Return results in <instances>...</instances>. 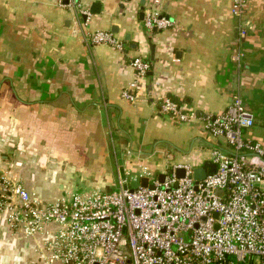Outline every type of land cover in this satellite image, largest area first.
Listing matches in <instances>:
<instances>
[{"label": "crops", "instance_id": "0c3cea01", "mask_svg": "<svg viewBox=\"0 0 264 264\" xmlns=\"http://www.w3.org/2000/svg\"><path fill=\"white\" fill-rule=\"evenodd\" d=\"M81 1L90 10L92 0ZM100 1L85 19L71 0H0V175L47 200L75 188L111 189L120 178L137 187L144 176L150 181L145 171L159 170V142L175 129L193 142L175 163L201 165L211 160L202 150L232 152L222 137L204 135L203 116L222 113L235 93L254 116L243 137L264 148V0H245L241 36L231 0H146L145 10L170 21L153 29L140 19L138 0ZM100 29L114 32L123 47L85 40ZM127 33L137 48L124 45ZM135 55L150 60L152 73L143 79L131 64ZM161 95L197 117L175 127L157 105ZM39 241L41 234L11 236L0 215V264H33Z\"/></svg>", "mask_w": 264, "mask_h": 264}, {"label": "built area", "instance_id": "2783aa9c", "mask_svg": "<svg viewBox=\"0 0 264 264\" xmlns=\"http://www.w3.org/2000/svg\"><path fill=\"white\" fill-rule=\"evenodd\" d=\"M76 13L90 15L81 0H71ZM245 0H231V12L239 19L237 32L245 28ZM149 29L167 26L169 19L156 10H145ZM87 42H103L122 48V40L107 29L84 35ZM239 50L234 58L239 59ZM138 79L146 76L145 56L131 59ZM129 100L135 93L122 90ZM161 112L177 121H190L198 113L176 99L156 97ZM204 128L220 136L232 148L211 149L215 169L193 177V166L174 163L164 173L145 171L153 187H130L119 179L116 190H72L55 200H44L15 177L0 175V215L17 238L41 234L36 246L44 264H264V148L243 137L254 124L253 113L239 93L233 94L219 114L203 116ZM251 150L256 160L243 153ZM183 167L184 174L176 175Z\"/></svg>", "mask_w": 264, "mask_h": 264}, {"label": "rangeland", "instance_id": "374dc122", "mask_svg": "<svg viewBox=\"0 0 264 264\" xmlns=\"http://www.w3.org/2000/svg\"><path fill=\"white\" fill-rule=\"evenodd\" d=\"M166 116L169 117L170 115L166 114ZM184 123H187V122L186 121H177V122H174L173 125L175 127H179L180 125H183ZM206 134H207V132L204 133V135H206ZM191 138L192 137H190V135L185 130L175 129V130H169L168 131V137L165 138L166 141L159 142L161 144L159 145L160 150L158 151L157 156H156V157H158V167H159V170L157 171V173L170 170L172 165L176 161L179 162L178 157H181V156L189 153L188 149L190 148V145L193 143V142L190 143V141L192 140ZM196 145H197V142L195 144H193L194 147ZM203 146H204V148H209L208 146H205L204 142H203ZM194 147H193V149H194ZM201 153H202V155H206L207 157H209V156L211 157L209 150H202ZM130 184L132 187H136L135 186L136 183L130 182ZM118 188H119V185L114 186L113 188L108 189V190H116ZM75 189L79 190L77 188H75ZM44 190H43V194L48 195L47 194L48 193L47 188H44ZM31 191H33V190H31ZM54 191H56L55 188H54ZM53 197H51V198H53ZM44 200H47V199H44ZM11 236H12V234H11ZM38 243L40 244L41 242L39 241ZM35 257H36V255H35ZM38 259L39 260H36V262L33 261V264H44L42 262V257L38 256Z\"/></svg>", "mask_w": 264, "mask_h": 264}, {"label": "water", "instance_id": "95a60500", "mask_svg": "<svg viewBox=\"0 0 264 264\" xmlns=\"http://www.w3.org/2000/svg\"><path fill=\"white\" fill-rule=\"evenodd\" d=\"M139 3V10H138V14L140 19L143 20L144 16H145V7H146V0H138ZM101 6V1L100 0H92L91 4H90V11H99L98 9H100ZM82 17L84 18L85 15L83 14ZM114 27V28H113ZM112 30H116L117 28L115 26L111 27ZM124 40V45H126L127 41L130 40V34L127 33L124 35L123 37ZM146 44L148 45L149 48V53H148V57L149 59L153 60L154 59V48H155V44L152 41L151 37H148V39L146 40ZM127 45L133 49L137 48L139 46V42L137 41H133V42H128ZM152 71L148 70L146 72V74H151ZM215 169V162H213L212 160H204L202 162L201 165H197V166H193L192 168V174L193 177L196 178L197 180L204 177V175L207 173V171H213ZM184 174V168L183 167H177L176 168V175L177 176H182ZM164 177V173H159V178L160 180H162ZM140 185L141 186H150L153 187L152 183H148V178L146 176L142 177L140 180Z\"/></svg>", "mask_w": 264, "mask_h": 264}, {"label": "trees", "instance_id": "16d2710c", "mask_svg": "<svg viewBox=\"0 0 264 264\" xmlns=\"http://www.w3.org/2000/svg\"><path fill=\"white\" fill-rule=\"evenodd\" d=\"M148 59V58H147ZM148 61L150 62V60L148 59Z\"/></svg>", "mask_w": 264, "mask_h": 264}]
</instances>
